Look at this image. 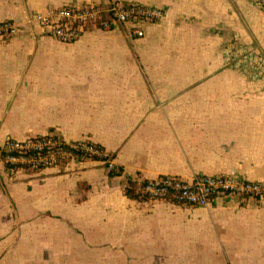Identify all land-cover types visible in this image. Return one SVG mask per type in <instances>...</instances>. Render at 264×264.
Wrapping results in <instances>:
<instances>
[{
	"label": "crops",
	"instance_id": "1",
	"mask_svg": "<svg viewBox=\"0 0 264 264\" xmlns=\"http://www.w3.org/2000/svg\"><path fill=\"white\" fill-rule=\"evenodd\" d=\"M139 2L162 20L92 27L61 42L37 25L63 5ZM0 147L58 134L101 160L31 172L0 152V264H264V202L139 200L149 178L235 173L264 181V10L253 0H0ZM227 48L248 51L246 68ZM243 54L240 55V58Z\"/></svg>",
	"mask_w": 264,
	"mask_h": 264
},
{
	"label": "built area",
	"instance_id": "2",
	"mask_svg": "<svg viewBox=\"0 0 264 264\" xmlns=\"http://www.w3.org/2000/svg\"><path fill=\"white\" fill-rule=\"evenodd\" d=\"M253 2L264 10V0ZM164 15L165 10L158 6L115 1L106 6L99 3L63 5L46 14H38L35 22L49 36L71 43L81 39L92 27L109 30L124 24L131 25V35L143 37L145 32L141 25L159 22ZM18 32L17 22H0V42L10 40ZM226 54L231 67L246 68L249 60H255L248 51L235 52L227 48ZM0 152L7 165L31 172L88 160H101L110 171L117 170L104 147L89 140L67 141L58 134L25 139L9 137L0 147ZM128 188L132 196L139 200H165L187 205L207 206L217 196L252 197L264 202V181H253L235 173L197 174L192 180L163 176L139 180Z\"/></svg>",
	"mask_w": 264,
	"mask_h": 264
},
{
	"label": "trees",
	"instance_id": "3",
	"mask_svg": "<svg viewBox=\"0 0 264 264\" xmlns=\"http://www.w3.org/2000/svg\"><path fill=\"white\" fill-rule=\"evenodd\" d=\"M131 185H134V184L132 183ZM127 194H128L129 196H132L130 190L127 191Z\"/></svg>",
	"mask_w": 264,
	"mask_h": 264
}]
</instances>
